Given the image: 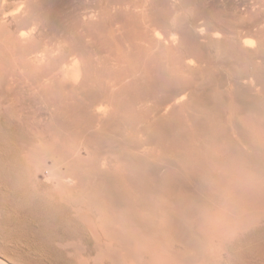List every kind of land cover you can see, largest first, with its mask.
<instances>
[{"label":"rangeland","instance_id":"1","mask_svg":"<svg viewBox=\"0 0 264 264\" xmlns=\"http://www.w3.org/2000/svg\"><path fill=\"white\" fill-rule=\"evenodd\" d=\"M263 69L264 0H0V261L264 264Z\"/></svg>","mask_w":264,"mask_h":264},{"label":"bare ground","instance_id":"2","mask_svg":"<svg viewBox=\"0 0 264 264\" xmlns=\"http://www.w3.org/2000/svg\"><path fill=\"white\" fill-rule=\"evenodd\" d=\"M263 70H264V69H263ZM0 263H1V264H2V263L5 264L3 261H0Z\"/></svg>","mask_w":264,"mask_h":264}]
</instances>
